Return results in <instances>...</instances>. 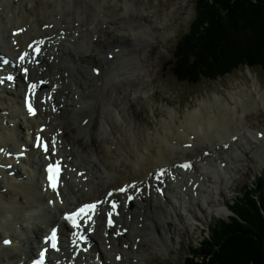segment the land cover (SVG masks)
Listing matches in <instances>:
<instances>
[{
  "label": "bare ground",
  "instance_id": "1",
  "mask_svg": "<svg viewBox=\"0 0 264 264\" xmlns=\"http://www.w3.org/2000/svg\"><path fill=\"white\" fill-rule=\"evenodd\" d=\"M51 1H53L54 7L45 9L43 6L39 9L40 1L38 0H30L26 4L21 1L16 2V0H0V50L13 56L19 54V50L11 44V29L23 26L27 28L17 37L20 40V49L25 47L31 38L50 36V40L45 42L46 53L44 55L46 57L41 66H36L35 71H42L44 79L50 82L48 90L54 83L58 85L54 90V104L56 106L64 105L65 108L71 109L72 125L78 129L87 146L88 143H93L94 132L99 131L109 139L115 140L117 146H114V149L120 154L119 157L116 156V159L109 156L113 153L111 148L114 143L110 145L111 148L106 146L102 154L94 151L91 161H98L103 166L95 168V164H89L84 160L79 146L74 144L71 148H65L63 144L60 150L71 163L70 168L76 165L80 167L78 169H86V175L89 178L85 181L80 178L76 182V175L71 173L66 188L63 190L66 198L65 203L55 202L54 205L48 204L47 194L41 190L44 171L42 155H39L38 151L31 150L29 158L16 166L18 171L15 176L8 174L9 169L6 166L11 162V159L0 157V264H17L23 258H32L41 237L49 226L59 221V216L84 201L104 196L107 189L113 184V180L120 182L117 186L126 181L147 180L150 172L158 166L166 165L173 169L176 162L195 157L194 171H181L180 173L176 171V181H169L164 196L151 191L150 194L138 196L131 208H124L123 214L119 218V222L124 224V227L121 228L123 232L114 234L115 231L111 230L110 233H107L103 224H99L94 232L93 238L96 240V246L89 253L100 251L104 264H132V260L133 264H147L145 246L142 244L147 238V234L153 235L155 242L172 252L175 245L172 242L177 241L179 237L178 235L167 237L165 232L167 229L177 228L180 225L187 228L192 223L201 222L206 218L205 214L211 213V210L219 213L215 214L217 216L228 210V207L221 201L224 208L219 206L216 208L213 205L217 202L219 190L225 186L228 187L231 171L235 170V167H232L233 159L236 161L244 159V149L258 156L261 152L260 147L264 146V141L262 144L257 141V135L253 130L257 126L249 125L247 119L248 110H258L264 103V94L260 93V87L257 85L251 88L243 86L237 96L231 94L236 105L227 104L226 97L219 95L215 96L216 100L211 97L208 101L199 99L200 107L189 109L184 117H180L181 112L176 108L171 109L168 112V117L161 121L157 131L150 132L141 129L128 120L124 108H119L112 102V99L113 101L116 99L118 87L126 84L131 88L136 84L137 79L143 76L147 58L141 54L143 57L138 58V67L135 69V66H131L130 63H127V66H121V63L117 66L114 64L120 61L121 52L129 49V46L132 48L134 42L137 41L143 46L148 40L155 38L157 31L162 29L164 32V27H168L167 13L164 15L161 13L148 14L147 10L140 9L130 2L131 0H127L121 3L126 6L127 11L123 8L119 10L120 14L116 12L122 16L121 18L124 19L122 21L121 18L115 17L114 11L107 10V13H103L107 5L98 0L91 3L92 5L84 3L83 6L76 5L75 2L69 3L68 0ZM120 2V0H116L112 4L114 7H118ZM71 6L73 7L72 12H74L72 16L75 15L74 17L80 21L78 26H75L72 21L74 17L68 16ZM54 11H59L60 17H57L55 15L57 12L54 14ZM128 11H133L135 14ZM93 12L95 17H93ZM136 14H138L137 17ZM95 19L101 26L93 25L92 21ZM63 23L66 24L65 29L79 31L80 36L75 43L68 41L62 44V40L59 41V31L63 28L61 26ZM44 24H49L48 28L43 27ZM103 24L106 25L103 26ZM82 26H87L88 31H83ZM105 28L114 32L112 47H120L112 60L108 57H93L92 48L89 49L87 45L92 42V46L96 45L97 47L98 44L93 41V37L99 34V38H102L101 33L105 32ZM122 32L132 33L133 38L121 34ZM121 38H125V44L115 42ZM91 60H96L102 68L100 76L96 75L100 84L86 68V63ZM110 74H114V78L109 81L104 80V77ZM38 76L40 75L37 74L35 77ZM142 78H139L140 81H143V85L147 86V81L144 80V77ZM23 90L24 85L21 83L17 84L15 90L0 87V99L2 100L0 101V147L9 146L11 149L18 150L20 144L28 140V136L16 133L14 128L4 125V120L7 118V123L14 121L16 126L21 129V121L13 119L19 113L23 116L20 119L25 118L28 123L27 129L38 126L41 118H46L45 121L49 119V128L45 134L58 131L57 127L66 128L64 124L66 117L63 118L62 115L64 110L61 112L59 109L50 112L46 110L45 113H41L35 118L25 117L22 103ZM125 91L128 92L127 89ZM103 92L106 94L103 95ZM118 93L119 95L123 93L121 88ZM70 94L73 95V104L69 101ZM85 100H87L86 104ZM147 104L155 116L151 101L147 100ZM90 106H95L99 110L88 109ZM240 106H244V112H240ZM7 110L9 111L7 115L2 114ZM95 114H100L98 121ZM83 115L85 116L82 117ZM85 117H89L87 123L83 122ZM215 119H219L221 127L217 132H214L213 128ZM233 120L241 125L240 129H235L234 132L227 131L225 127ZM258 125L264 128V122H259ZM232 132L231 136L238 135L237 141H233L229 136ZM174 140L175 142H173ZM200 140L202 143H208L207 146L211 151L210 156L204 157L197 153L202 146H198ZM139 141L143 143L142 147L139 145ZM186 142H191L192 147H185L184 143ZM226 143L230 144L228 149L224 147ZM69 144L70 142H68ZM130 147H133L134 150L132 151ZM90 148L92 149V147ZM189 155L195 156L190 157ZM199 156L200 159L197 158ZM220 158L227 161L226 166L223 167L221 162H218ZM30 163L31 166H29ZM112 166H114L113 170H111ZM129 173L135 178L130 179ZM200 177L202 178L200 179ZM191 179L193 183L189 186L188 182ZM197 180L200 181V184L197 188L192 189ZM85 186H88L87 189ZM14 194L16 198H13ZM140 215H144L145 221L142 228L139 227L141 224ZM28 230L29 232L23 235V232ZM65 231L64 228L63 236L66 234ZM105 234L108 235L110 243H112L110 249L105 248ZM7 236L15 238V241L11 245L5 246L2 244V240ZM138 236L141 237L139 243L135 240ZM19 238L21 244L17 243ZM133 257L135 258L133 259ZM85 261L86 264H97L92 254L86 255Z\"/></svg>",
  "mask_w": 264,
  "mask_h": 264
},
{
  "label": "rangeland",
  "instance_id": "2",
  "mask_svg": "<svg viewBox=\"0 0 264 264\" xmlns=\"http://www.w3.org/2000/svg\"><path fill=\"white\" fill-rule=\"evenodd\" d=\"M39 1H41V6L42 5L44 6L46 4V6L48 5L47 7H54L53 1H51V0H39ZM94 1L95 0H71V1L68 0L69 3L75 2L76 5H81V6L85 5L84 3L92 5L91 3H93ZM98 1H100L104 5L105 4L107 5L104 8L105 10H111V11L115 10L119 14L121 12V11H119L120 9L124 8L127 11V9L125 8L126 6L121 4V3L126 2L127 0H120L121 5L120 4L117 5L118 7H114V5L112 4V2L114 3L116 0H98ZM196 1L197 0H131L130 1V2H133L140 9L147 10L146 8L150 7L147 10L149 12L148 14L161 13L164 15V13H167V21L166 22H168V27H164L165 33L163 32L162 29L159 32L157 31L156 35H159L157 37L158 41H155L156 39H154L153 41H151L152 43L149 44V41L152 39L151 38L150 40H148V42L144 43L143 46H142V44H139L135 49L133 47L131 48V46H129L130 47L129 49L121 52V58L124 57L123 63L124 64L130 63L131 66L134 65L135 66L134 69L138 67V58L143 57V56H145V58H147V62L145 63V71L142 74L143 76L139 77V78L145 77V79L148 80V81L146 80L147 86H144L143 81L141 82L140 79L138 78L136 84L133 85L131 88H129L128 85H126V84L118 87V90L116 91L117 97H116V99H114V101L112 99V102L114 104H116L119 108H124V106H122L123 100L125 98H130V102L134 104L133 113L138 118L140 125H142L144 128H149V127H147L146 123L148 125L157 126L159 124V121H161L163 116H164L163 113L167 112L165 117H168V112L171 109H174V108L177 109L178 108L177 110L179 112L181 111V112H183V114H185L189 111V109L191 110V109L199 108L200 107L199 99L208 101L210 97L212 99H214L216 95H219V96H225L226 97V100H228L227 104L231 103L232 105H236L237 103H235L234 99L231 97V94H233L234 96H237L238 91L243 86H245L247 88H251V87H253V86L255 87V85H257V87L258 86L260 87V93L264 94V91H261L262 89L264 90V69H262L261 67L256 66V65H254V67H253L252 65L245 63V64L235 68V70L232 71L231 73H227V72L223 73V72L216 70L215 72L211 73V75L217 76V77H215V78L209 77V79L199 80L194 85L191 83L185 82V81H180L175 76V74L172 72V61H173L174 52L176 50L177 42L179 40H181L182 37L185 38L186 36H189V30L191 29V27L193 29L195 27V23L193 24L194 20L195 19H196V21L199 20V16L197 14V8H195ZM170 3H171V6L169 5ZM205 5H207V3H205ZM107 8H111V9H107ZM112 8H113V10H112ZM72 9H73V7L71 6L70 9L68 10L71 13V14L68 13L69 17L75 16V15L72 16V13H74V12H72ZM150 9H152V10H150ZM88 11L90 12V9ZM56 12L54 11V14ZM128 12L135 14L133 11H131V12L128 11ZM119 14L115 13V17L121 18L122 16H120ZM144 14H142V16L145 17V15H147V14H145V15ZM93 15H94V12H93ZM137 15L138 14H136V17H137ZM165 19H166V17H165ZM121 20L123 21L124 19L121 18ZM202 24H203V22L200 19V24H199L198 29L203 28ZM205 27L209 28V33H210L212 31L214 25L205 24ZM154 29H156V28H154ZM198 33H199L200 37H203V35H200V33H202V31L201 32L199 31ZM121 34H123V35L126 34L128 37L133 38L132 33L122 32ZM112 35L113 34L111 32L108 33L107 39H106L107 43L109 40L112 39ZM117 35L119 36V33ZM195 36H196V34H195ZM206 36L209 40V35H205V38H206ZM101 40H102V38H99L96 41V43L99 44ZM115 42L119 43V44H123L125 42V38H121ZM113 43H114V40H113ZM198 44H200V46H202L204 44V41L202 39H200ZM87 45H88L89 49L96 47V45L92 46V42H90V44L87 43ZM146 45H148V46H146ZM99 50H101V51H99ZM94 52L96 54L101 55L102 53H100V52H102V49L95 50ZM126 55H128V56H126ZM79 57L81 58V55H79ZM98 58H102V57H98ZM175 70L181 74L183 73V71L178 67H175ZM221 75H222V77H221ZM98 76H100V75H98ZM152 84L154 87L152 86ZM140 87H141V89H138ZM112 88H113V85H112ZM120 88L124 94L121 93L119 95L118 91ZM125 89H127L128 92H126ZM133 89H138V90H133ZM127 93H128V95H127ZM104 94H106V93L103 92V95ZM138 96H141V97L139 99H137ZM70 97L71 98H69V101L73 104V95L70 94ZM147 98H148V100L150 99L151 104L155 107L157 114H159L158 120L154 119L151 116V114H150L151 111H150L148 104H147V101H146ZM216 99L217 98H215V100ZM0 101H2V100L0 99ZM86 101L87 100H85V104H86ZM195 106H199V107H195ZM89 108L95 109L96 107L90 106V107H88V109ZM67 109H68V115H67V113H65V111L63 113V114H66V120L64 121V124L66 125V127H67V125L70 124V127L72 129L69 130V133H70V136L72 138L75 136V133H76V136L74 138V142L72 141V143L70 142V144H72L74 146V143H76V142L81 141L82 143H84L83 140H85V139L82 137L81 134H79L78 129L72 125L73 121L70 119L71 109L70 108H67ZM96 109L99 110V108H96ZM244 111H245L244 106H242V107L240 106V112H244ZM248 111H249L248 112L249 114H247L248 121H251L252 119H253L252 121H255L258 118L264 117V103L261 104V106L259 107L258 110L252 109V110H248ZM2 114H3V112H2ZM95 117L98 118L97 119V121H98L100 119V114H95ZM183 117H184V115H183ZM128 120L133 122L131 115L130 116L128 115ZM177 122L179 123L178 119H177ZM219 122H220L219 119H215V121L213 123V128L215 129L214 132H217L221 128ZM259 122H262V121L256 120L254 123L249 124V125H254V126L260 127L258 125ZM244 123H246V121H244ZM133 125L140 127L141 129H144L137 122H133ZM239 125L240 124L236 123L235 120H233L229 123V125H227L225 127V129L227 131H233L234 132L235 129H240L241 125L240 126ZM158 127L156 129L152 127L151 128L152 131H150V132L157 131ZM58 128L61 129V128H65V127H57V129ZM73 130L75 131V133ZM233 132L229 136H231L233 134ZM99 135H103V134H101L99 131H97V132L95 131L93 143H91V142L88 143V146H87V143H84V147L79 146V148L82 149V154H83L84 149L88 153L86 155V156H88L87 161L89 163L91 162V164H95V168H100V167L102 168L103 166L98 161H91L93 159L94 151L98 152V154H100V153L102 154V153H104L106 146H109L111 148L110 145H112L114 143L115 145L113 144L112 145L113 147L111 148L113 153L109 156L113 159H116V156L119 157V154H120L119 151H118V153H116L117 150L114 149L117 146L115 143V140H111L107 136H104V135L102 138H100ZM61 137L63 138V136H61ZM67 139H69V138H67ZM257 141L261 142V144H262L264 139H262V138L260 139L257 137ZM97 142L99 143L98 145H96ZM63 144H64V141H63ZM66 144L68 145V142H66ZM139 145H141V147H142L143 143L141 141H139ZM207 145H208V143H202V141L200 140L198 142V146H201L198 149L199 152L201 153L203 148H206ZM75 146H77V145L75 144ZM90 147H92V149ZM65 148H67V147H65ZM132 148L133 147H130V149L133 151L134 149H132ZM197 153H198V151H197ZM250 153L253 154L252 152H250ZM250 153L245 152V154L247 155V158L244 161L245 164L241 165L243 167L242 171H246L247 168L249 167L247 172L242 173V176L245 178V180H240V179L235 180L232 183L231 192L226 191V189L229 188V184L231 182L232 176H230L228 187L225 186L224 187L225 190H224V188L219 190V196L217 197V202L213 205L214 207L218 208V206H219V207L224 208V204L226 205L228 203L229 206L230 205L232 206V204L234 202L235 203L239 202L240 199H242L241 196H239L237 198L235 196L237 194L242 195L243 194L242 192L247 189V185L252 184L253 181L255 179H257V177L260 174L264 173V161L257 163L255 159H252V155ZM245 154H243L244 157H245ZM189 156L192 157L195 155H189ZM83 158H85L84 154H83ZM113 168H114V166H112L111 170H113ZM240 172L241 171H239V173ZM128 175H130V173ZM130 176H133V175L131 174ZM130 179H133V178H130ZM260 180L263 181V178L260 177ZM112 183H114V186H116L120 182L118 180H113ZM255 185L256 184H254L253 186H255ZM209 186H211V185H209ZM225 191H226V193H225ZM247 191H248V189H247ZM208 192L209 193L211 192L210 189L208 190ZM224 193H225V195H224ZM13 196H14L13 198H16L15 194ZM221 198H223V199L219 200ZM0 200H1V198H0ZM220 201L224 204H221ZM231 213H232V211L229 210V207H228V210L224 214L220 213V215H218V216L215 214H219V213H216L215 210H213V211L211 210V213L205 214L206 218L201 221V223L204 225L196 224L199 222H195V223L190 224L189 227H187V228L186 227L183 228L180 225L177 228L167 229L165 231L167 234V237L170 238L174 235H178V237H179L177 241L172 242L175 244L172 252L170 250L167 251L165 249V247L163 248V245H160L158 242H155L154 241L155 237L153 235H147V238L144 239V241L142 243L145 246V256H146L147 264H184V262H183L184 259L186 258V256L190 255L189 250L190 249L195 250V247L200 246L201 242L205 241V238H208L209 236H211L213 229L216 227V224L218 223V220L230 221V219H227V218H228V215ZM212 215H215V216L210 217ZM235 217L238 218L239 221H242V220H240L241 216L236 214ZM222 218H225V219H222ZM242 222H245V220ZM193 224L194 225L196 224V227L194 229H193ZM152 228H153V226H152ZM146 232H147V230H146ZM134 261H136V260H134ZM132 264H133V260H132Z\"/></svg>",
  "mask_w": 264,
  "mask_h": 264
},
{
  "label": "trees",
  "instance_id": "3",
  "mask_svg": "<svg viewBox=\"0 0 264 264\" xmlns=\"http://www.w3.org/2000/svg\"><path fill=\"white\" fill-rule=\"evenodd\" d=\"M196 8V36L184 38L178 47L175 67L183 73L173 69L180 80L197 83L217 77L211 75L216 70L231 73L245 63L264 69V0H197ZM205 24L214 25L210 33ZM233 209L245 222L235 216L218 220L211 236L189 251L184 264H264V180Z\"/></svg>",
  "mask_w": 264,
  "mask_h": 264
},
{
  "label": "snow or ice",
  "instance_id": "4",
  "mask_svg": "<svg viewBox=\"0 0 264 264\" xmlns=\"http://www.w3.org/2000/svg\"><path fill=\"white\" fill-rule=\"evenodd\" d=\"M44 147H45V151H47V145H45ZM49 171H50V172L52 171L51 167L49 168ZM58 174H59V169H57V175H58ZM49 179L52 180L53 177H52V176H49ZM51 186H52L53 188H56L57 185H56L55 182H53ZM86 207L94 208L95 205L86 206ZM80 211L83 212L84 209H81ZM50 239H51V240H55V232L52 233ZM4 243L7 244V243H10V242L6 240V241H4ZM52 246L55 247V244H53Z\"/></svg>",
  "mask_w": 264,
  "mask_h": 264
}]
</instances>
